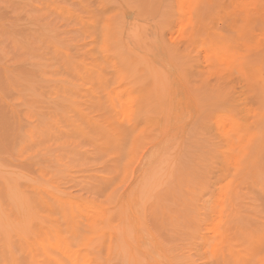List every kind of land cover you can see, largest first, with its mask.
<instances>
[{"label": "rangeland", "instance_id": "obj_1", "mask_svg": "<svg viewBox=\"0 0 264 264\" xmlns=\"http://www.w3.org/2000/svg\"><path fill=\"white\" fill-rule=\"evenodd\" d=\"M0 264H264V0H0Z\"/></svg>", "mask_w": 264, "mask_h": 264}, {"label": "bare ground", "instance_id": "obj_2", "mask_svg": "<svg viewBox=\"0 0 264 264\" xmlns=\"http://www.w3.org/2000/svg\"><path fill=\"white\" fill-rule=\"evenodd\" d=\"M46 237H47V236H46ZM51 240H52V239H51ZM51 240H50V237H49V241L47 240V243L49 244V242H50ZM53 240H54V239H53ZM54 241H55V240H54ZM54 241H53V242H54ZM51 242H52V241H51ZM44 244H45V243H44ZM54 244H55V243H54ZM56 244H57V243H56ZM45 245H46V244H45ZM60 245H61V244H60ZM47 246L50 247L51 244H50V246H49V245H47ZM54 247H56V246H54ZM54 247H51V249H54ZM45 248H47V247H45ZM51 249H50V250H51ZM59 249H60V248H59ZM54 251H55V252H58V251H57V248H55ZM49 252H50V251H49ZM61 252H63V250H62ZM64 252H65V251H64ZM63 254H64V253H63ZM58 255H59V254H58ZM56 256H57V254H56ZM64 256H65V254H64ZM49 257H50V256H49ZM53 257H54V256H53ZM56 260H57V259H56Z\"/></svg>", "mask_w": 264, "mask_h": 264}]
</instances>
